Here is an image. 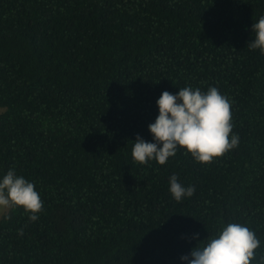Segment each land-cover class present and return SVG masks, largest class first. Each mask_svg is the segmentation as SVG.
Segmentation results:
<instances>
[{
    "label": "trees",
    "instance_id": "1",
    "mask_svg": "<svg viewBox=\"0 0 264 264\" xmlns=\"http://www.w3.org/2000/svg\"><path fill=\"white\" fill-rule=\"evenodd\" d=\"M264 0H0V175L43 201L0 216V264H181L221 224H247L264 264ZM215 86L238 146L140 164L156 100ZM176 175L193 196L169 193ZM198 234L196 239H192Z\"/></svg>",
    "mask_w": 264,
    "mask_h": 264
},
{
    "label": "clouds",
    "instance_id": "2",
    "mask_svg": "<svg viewBox=\"0 0 264 264\" xmlns=\"http://www.w3.org/2000/svg\"><path fill=\"white\" fill-rule=\"evenodd\" d=\"M251 32L254 37L250 49L264 54V15L251 25ZM156 106L158 115L148 125L152 142L137 136L131 151L135 162L164 165L183 149L196 162L210 163L238 146L239 137L231 122V102L215 86L206 91L191 86L180 88L175 94L164 91ZM168 183L169 193L177 202L195 192L193 186L178 182L176 175ZM15 208H22L34 222L39 219L43 201L34 183L12 168L0 175V210ZM197 236L194 234L192 239ZM260 246L261 240L247 224L228 222L179 260L181 264H252Z\"/></svg>",
    "mask_w": 264,
    "mask_h": 264
},
{
    "label": "rangeland",
    "instance_id": "3",
    "mask_svg": "<svg viewBox=\"0 0 264 264\" xmlns=\"http://www.w3.org/2000/svg\"><path fill=\"white\" fill-rule=\"evenodd\" d=\"M3 110H4V108L3 107H0V112H2ZM5 212H7V210H0V216L2 214H4Z\"/></svg>",
    "mask_w": 264,
    "mask_h": 264
}]
</instances>
